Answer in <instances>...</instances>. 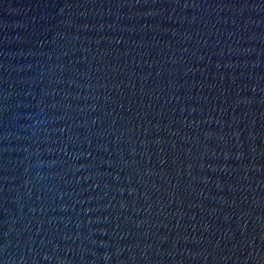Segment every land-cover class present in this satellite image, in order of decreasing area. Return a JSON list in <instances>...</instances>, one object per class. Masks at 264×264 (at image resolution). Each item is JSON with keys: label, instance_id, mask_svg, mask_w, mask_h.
<instances>
[{"label": "water", "instance_id": "95a60500", "mask_svg": "<svg viewBox=\"0 0 264 264\" xmlns=\"http://www.w3.org/2000/svg\"><path fill=\"white\" fill-rule=\"evenodd\" d=\"M0 264H264V0H0Z\"/></svg>", "mask_w": 264, "mask_h": 264}]
</instances>
